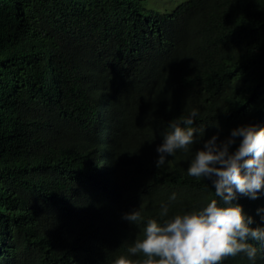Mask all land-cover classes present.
Here are the masks:
<instances>
[{"label": "trees", "instance_id": "1", "mask_svg": "<svg viewBox=\"0 0 264 264\" xmlns=\"http://www.w3.org/2000/svg\"><path fill=\"white\" fill-rule=\"evenodd\" d=\"M193 109L204 136L157 168L170 123ZM248 124L264 127V0L154 13L144 0H0V264L144 259L128 248L148 220L219 200L188 175L196 151ZM235 203L264 227V189ZM134 210L139 225L123 219ZM249 243L255 261L222 264H264Z\"/></svg>", "mask_w": 264, "mask_h": 264}, {"label": "clouds", "instance_id": "2", "mask_svg": "<svg viewBox=\"0 0 264 264\" xmlns=\"http://www.w3.org/2000/svg\"><path fill=\"white\" fill-rule=\"evenodd\" d=\"M197 116L198 110L193 109L188 117L170 123L171 131L156 149L157 168L177 150L188 151L189 145L204 136V129L201 137V130L191 127ZM218 138L219 133L213 135L196 151L188 175L211 181L219 200L206 198L203 207L177 214L163 224L148 220L142 238L128 248L131 256L145 258L133 260L121 255L114 264H222L226 258L238 254L255 261L257 247L249 241L264 247V227H252V217L246 216L235 201L238 196L257 199L264 189V127L242 125L233 129L227 139L218 142ZM238 139V147L230 151ZM170 200H175V194ZM168 211V205L162 204L161 217H167ZM123 219L139 225L144 218L139 210H134L124 214Z\"/></svg>", "mask_w": 264, "mask_h": 264}, {"label": "rangeland", "instance_id": "3", "mask_svg": "<svg viewBox=\"0 0 264 264\" xmlns=\"http://www.w3.org/2000/svg\"><path fill=\"white\" fill-rule=\"evenodd\" d=\"M181 1L183 0H144V5L151 13H154L158 9L161 11H169Z\"/></svg>", "mask_w": 264, "mask_h": 264}]
</instances>
